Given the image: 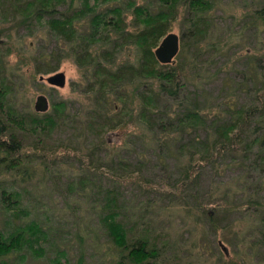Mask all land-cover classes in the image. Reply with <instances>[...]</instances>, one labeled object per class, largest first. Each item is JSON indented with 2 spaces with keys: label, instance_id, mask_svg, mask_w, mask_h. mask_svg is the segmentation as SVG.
<instances>
[{
  "label": "trees",
  "instance_id": "trees-1",
  "mask_svg": "<svg viewBox=\"0 0 264 264\" xmlns=\"http://www.w3.org/2000/svg\"><path fill=\"white\" fill-rule=\"evenodd\" d=\"M249 1L252 7L240 14L245 17L240 30L232 32L237 37L243 29H247L250 31L248 36L255 43L245 53L239 54L244 69L235 86L245 93V100L234 95L223 102H220V92L210 99L206 90L203 89L205 94L197 90L198 75L203 73L205 76V73L196 64L185 70L184 55L179 53L180 46L184 49L188 44L194 57L207 50L220 55L224 34L209 15L213 0H150V5L136 0L16 1L12 6L22 19L31 14L33 18L30 19H37L36 24L40 25L37 30L43 28L40 33L55 42L47 51L39 50L38 56H34L32 74L53 72L58 69L62 58L71 59L82 73L80 81L73 84L72 89H80L84 94L87 110L84 114L83 105L74 110L71 103L62 99L52 102L51 110L41 115L35 112L26 114L20 110L19 113L15 110L16 113L10 106H5L3 99L5 88L12 91L14 83L6 84L0 72V178H11V183L32 179L38 172V165L34 164L37 156L31 154L36 148L43 149L39 161L48 166L56 162L54 157L58 155L55 156L54 152L59 145L72 150L78 156L79 167L87 174L84 178L93 176L98 179L96 186H91L99 194L97 201H101L97 207L93 203H89L88 207L95 209L102 230L111 239L118 256L117 264H159L158 258L164 246H158L155 240H150L143 233L137 236L132 231L133 224L130 229L124 225L120 215L129 205L117 197L118 185L103 187L99 179L110 176L115 184L129 177L141 190L152 187L173 198L177 194L180 198L178 204L184 207L186 194L195 197L194 191L198 195L195 187L206 173V166L207 172L219 173L231 163L240 165L243 171L236 178L239 181L249 177L251 169H256L257 176L251 179V188L254 191L258 189L257 183L262 185L264 67L260 61L264 59V0ZM62 5L65 8H59ZM177 18L184 28L179 37L177 63H160L153 50ZM32 23H27V26L35 24ZM225 39L232 41L229 32ZM3 65L4 62L0 64L1 69ZM190 84L193 85L192 90H189ZM162 101L164 105H161ZM125 116L129 121L133 119V123H126ZM116 127L137 131L135 140L140 138L146 149L152 146L163 164L174 151L180 156L185 155L179 157L177 175L170 186H154L141 174V165L134 166L136 168L125 174L121 170L125 164L117 163L120 165L117 168L113 162L114 167H111L100 164L92 157L96 150L107 147L104 133ZM53 136L54 145L47 146L46 141ZM79 136L82 139L79 140ZM46 152L53 155L47 156ZM88 182L92 181L88 179ZM11 183L3 185L0 179V212L4 216L6 213L18 216L25 210L20 203V192L12 188ZM230 185V181L220 179L213 185L217 192L213 193L210 186V190L206 189L203 194L204 200L197 202L195 207L203 211L205 206L213 205L214 209H220V213L240 212L242 221L247 224L243 215L249 216L250 210L264 208V202L253 198L234 201L229 198ZM96 199L93 198V201ZM260 219L261 244L264 245V213ZM208 221L212 225L217 222L211 217ZM234 224L235 220L220 227L225 226L230 231ZM44 234L41 226L34 221L23 226H3L0 229V264H7L4 258L19 254L27 247L32 248L33 243ZM224 240L229 241L227 238ZM80 259L76 264H81ZM238 261L247 264L244 257Z\"/></svg>",
  "mask_w": 264,
  "mask_h": 264
},
{
  "label": "rangeland",
  "instance_id": "rangeland-1",
  "mask_svg": "<svg viewBox=\"0 0 264 264\" xmlns=\"http://www.w3.org/2000/svg\"><path fill=\"white\" fill-rule=\"evenodd\" d=\"M16 1L18 0H0V64L4 62L0 72L6 84L14 83L12 91L4 85L6 87L3 91L5 106H10L14 112L20 110L26 114L35 112L41 115L42 113L34 110L33 102L35 96L42 93L50 102V107L45 112L51 110L52 102L64 99L71 103L74 110L83 105L81 109L85 114L87 101L84 99V94L79 91L80 89L77 91L72 89V85L81 79V69L71 59L62 58L57 69L65 74L63 87L39 81L40 74L35 76L32 74L33 63L36 59L33 60L34 56H38L39 50L47 51L55 42L51 37L41 34L44 31L43 28L37 30L40 25L36 24L37 19L33 21L30 19L33 18L31 14H28L27 19H22V16L12 6ZM136 1L147 5L150 3V0ZM249 2V0H213V8L210 9L209 15L216 23L213 24L218 25L220 32L224 34L222 39L224 46L220 55H214L207 50L199 57L197 55L194 57L192 47L187 44L182 49L180 46L179 53L185 58V63L183 61L185 70L190 69L194 64L202 67L201 71H204L205 76L203 73L198 75L200 81L196 82L198 83L196 88L200 93L202 91L201 94L207 91L206 94L210 99L220 92V102L228 97L233 98L234 95L240 100H245V93L240 92L238 86H235L244 69L243 59L239 54L245 53L255 43L254 39L248 36L250 31L247 29H243L237 37L232 32L240 30L245 19L240 14L249 6V8L252 7ZM59 8L63 9L65 5ZM27 23L35 24L27 26ZM183 29L180 19L177 18L171 22L169 30L177 33L181 38ZM228 32L232 39V41L229 39L231 42L225 39ZM225 42H228L227 45ZM177 60L178 55L176 54L170 63L176 64ZM260 63L264 67V59ZM192 89L193 85L189 90ZM164 103L162 101L161 105ZM123 119L126 123L134 121L133 119L129 121L127 116ZM129 125L125 126L129 127ZM130 129L133 130V128ZM130 129L116 127L105 132L104 139H106L107 147L103 146L101 150H96L92 157L97 162H101L100 164L111 167L113 162L117 168L120 166L117 163L125 164V168H121L124 173L136 168L134 166L141 165V174L146 176L154 186H170L177 175L179 157L182 158L185 155L180 156L174 151L170 158L165 159L166 164H163L160 162L158 152L153 151L152 146L146 149L140 138L136 141L138 132H130ZM53 138L54 136L46 141L47 146L54 145ZM64 139L63 137L62 140ZM78 139H82V136ZM42 150V148H36L31 153L35 155L34 157L37 156L34 164L38 165V172L32 179L23 183H11L13 181L11 178H0L4 182L3 185L11 183L12 188L20 192V203L25 208L24 212L22 210L18 216L7 213L4 216L0 212V229L3 226H23L34 221L41 226L46 235H40L41 238L33 243L32 248L27 247L21 253L3 260L7 264H76L81 258V264H117L118 256L114 252L115 247L111 239L102 230L100 220L94 213L95 209L88 207L89 203H93L94 206L96 204L97 207V203L101 201H97L99 194L91 186H96L98 179L93 176L84 178L87 174L84 173L82 167H79L78 156L72 150L59 145L54 152L55 156L58 155L54 157L56 162L51 163V166L42 163V160L39 161V156H43ZM50 155L53 154L47 156ZM48 159L46 157V161ZM207 167L204 169L206 173L203 174L199 185L195 187L199 192L198 195L194 191L192 193L195 197L186 194L185 207L178 204L180 198L177 194L173 198L161 194L152 187L141 190L128 176L126 180L116 182L117 184L111 181L110 176H104L99 181L103 187L118 185L116 186L117 197L121 201L125 200L129 205L127 210L120 215L124 225L130 229L133 224L132 231L137 236L143 233L150 240H155L158 246H164L158 258L159 264H240L238 259L242 257L247 264H264V245L261 244L262 236L259 230L262 225L260 217L264 213V208L250 210L249 216L244 214V219L248 221L244 224L240 212L220 213V209H214L213 205L205 206L203 211L195 207L197 202L204 200L203 194L206 193V189L210 190V186L213 193L217 192L213 185L217 181L220 182V179L231 182L230 199L237 201L253 198L264 202V176H262L263 180H260L262 185L257 183L259 184L258 189L253 191L251 179L256 178V169L249 171V177L246 176V180L239 181L236 178L243 171L240 165L231 163L224 172L219 173L207 172ZM80 178H82L81 182ZM88 179L92 182H88ZM93 198L96 200L93 201ZM255 211L256 213H253ZM210 217L212 220H217L215 225L208 221ZM234 220L236 225L234 224L230 231L225 229V226L220 227L223 223ZM233 230H236L234 234ZM225 238L229 241H225ZM219 240L226 246L227 254L218 245ZM243 245L245 248L242 250ZM37 248L40 249L37 250Z\"/></svg>",
  "mask_w": 264,
  "mask_h": 264
},
{
  "label": "water",
  "instance_id": "water-1",
  "mask_svg": "<svg viewBox=\"0 0 264 264\" xmlns=\"http://www.w3.org/2000/svg\"><path fill=\"white\" fill-rule=\"evenodd\" d=\"M179 49V36L177 33L169 31L159 41L153 52L160 63H170ZM39 81H44L49 85L63 87L65 85V74L62 70H55L50 73L40 74ZM50 107V102L46 95L39 93L35 96L33 108L36 112H45ZM218 245L227 254L226 246L219 240Z\"/></svg>",
  "mask_w": 264,
  "mask_h": 264
}]
</instances>
